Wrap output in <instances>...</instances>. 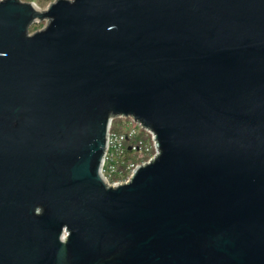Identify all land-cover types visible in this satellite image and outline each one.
I'll return each mask as SVG.
<instances>
[{"label":"water","instance_id":"95a60500","mask_svg":"<svg viewBox=\"0 0 264 264\" xmlns=\"http://www.w3.org/2000/svg\"><path fill=\"white\" fill-rule=\"evenodd\" d=\"M0 264H264V0H0Z\"/></svg>","mask_w":264,"mask_h":264},{"label":"built area","instance_id":"2783aa9c","mask_svg":"<svg viewBox=\"0 0 264 264\" xmlns=\"http://www.w3.org/2000/svg\"><path fill=\"white\" fill-rule=\"evenodd\" d=\"M118 119H123L124 123L125 121H129V123L126 126L120 125L121 131L117 132L110 130L109 146L103 165V173L108 182L112 185L127 182L133 175L136 167L139 165L128 163L125 165L124 169H120L119 159L124 151V143L128 138L139 136L144 131L145 135L157 150L155 134L150 129L143 127V125L137 122L133 117H119ZM132 150L139 153H148L150 151L147 142L143 143V141H141L139 145L133 146ZM116 176L117 178H115Z\"/></svg>","mask_w":264,"mask_h":264},{"label":"trees","instance_id":"16d2710c","mask_svg":"<svg viewBox=\"0 0 264 264\" xmlns=\"http://www.w3.org/2000/svg\"><path fill=\"white\" fill-rule=\"evenodd\" d=\"M116 123H118V118L114 119L111 131H121V128L116 126ZM148 140V137L143 131L139 136L130 137L125 141L124 151L119 159L120 169H124L125 165L128 163L140 164L142 162L143 158L139 157V152L133 151L132 147L135 145H139L141 141H143V143H146ZM115 178H117V176Z\"/></svg>","mask_w":264,"mask_h":264},{"label":"rangeland","instance_id":"374dc122","mask_svg":"<svg viewBox=\"0 0 264 264\" xmlns=\"http://www.w3.org/2000/svg\"><path fill=\"white\" fill-rule=\"evenodd\" d=\"M21 1L27 2V3L34 2L41 9L46 10L50 6V4L56 0H21ZM47 22L48 20L45 19L40 22H36L32 24V26L30 27V33H34L36 31L43 29L47 25ZM128 123L129 121H125L124 123L123 119H118V123H116L117 124L116 126L118 127H121L120 125L126 126ZM147 146L150 149L148 153H144V152L139 153V157L143 158L140 164L149 161V159L152 158L156 154V148L150 140L147 141Z\"/></svg>","mask_w":264,"mask_h":264}]
</instances>
